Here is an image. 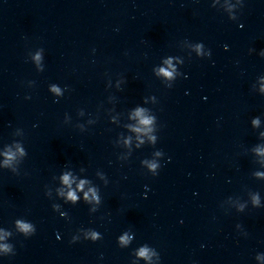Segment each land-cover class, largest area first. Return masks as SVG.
<instances>
[{
	"label": "water",
	"instance_id": "95a60500",
	"mask_svg": "<svg viewBox=\"0 0 264 264\" xmlns=\"http://www.w3.org/2000/svg\"><path fill=\"white\" fill-rule=\"evenodd\" d=\"M0 264H264V0H0Z\"/></svg>",
	"mask_w": 264,
	"mask_h": 264
},
{
	"label": "clouds",
	"instance_id": "9594fccd",
	"mask_svg": "<svg viewBox=\"0 0 264 264\" xmlns=\"http://www.w3.org/2000/svg\"><path fill=\"white\" fill-rule=\"evenodd\" d=\"M153 167H155V165H153Z\"/></svg>",
	"mask_w": 264,
	"mask_h": 264
}]
</instances>
